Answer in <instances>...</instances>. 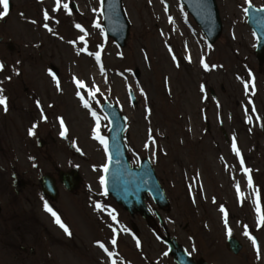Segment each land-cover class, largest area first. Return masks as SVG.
Returning a JSON list of instances; mask_svg holds the SVG:
<instances>
[{
  "label": "rangeland",
  "instance_id": "1",
  "mask_svg": "<svg viewBox=\"0 0 264 264\" xmlns=\"http://www.w3.org/2000/svg\"><path fill=\"white\" fill-rule=\"evenodd\" d=\"M9 1L11 10L0 19V95L7 100V111L0 105V264H173L160 241L166 234L208 264H264V65L254 57L246 0H216L222 33L212 47L177 0H122L129 21L122 49L104 38L99 0H60L55 11L56 0ZM250 3L264 6V0ZM84 101L94 105L95 118ZM103 102L120 108L131 162L152 160L170 202L155 234L141 219L92 197L101 194L102 174L91 165L100 170L106 160L94 139L105 141L108 132ZM15 164L22 178L27 171L37 202L33 214L19 202V219L10 222L3 216L7 170ZM71 166L82 179L79 193L65 194L55 212L66 233L46 216L37 178ZM93 202L115 220L95 213ZM229 237L242 245L237 256L226 248Z\"/></svg>",
  "mask_w": 264,
  "mask_h": 264
},
{
  "label": "water",
  "instance_id": "2",
  "mask_svg": "<svg viewBox=\"0 0 264 264\" xmlns=\"http://www.w3.org/2000/svg\"><path fill=\"white\" fill-rule=\"evenodd\" d=\"M187 12L201 28L207 42L213 44L221 33V23L218 16L215 0H180ZM247 24L258 38L257 57L261 60L264 51V9L257 10L248 7L246 12ZM103 26L108 37L112 38L117 46L123 47L128 34V21L122 9L121 0H103ZM132 98V95H131ZM133 102V98H132ZM110 123L108 154L109 167L106 172L105 191L129 213L139 212L147 216L143 201L147 194L151 196L159 208L167 206L163 190L159 186L148 161H144L139 169H130L125 157L123 146L124 118L120 116L115 106L105 104L102 108ZM42 180V191L51 198L55 197V189L51 182ZM71 188L72 183L67 185ZM169 254L176 264H194L176 244L174 240L164 239ZM229 250L237 254L241 246L234 240H228ZM203 264V263H199Z\"/></svg>",
  "mask_w": 264,
  "mask_h": 264
},
{
  "label": "snow or ice",
  "instance_id": "3",
  "mask_svg": "<svg viewBox=\"0 0 264 264\" xmlns=\"http://www.w3.org/2000/svg\"><path fill=\"white\" fill-rule=\"evenodd\" d=\"M246 3L248 4V7L250 8L251 7V3H250V0H246ZM0 5H2L3 6V12H0V19H3V17L4 16H6L7 14H8V0H0ZM60 7H61V3H60V0H56V8L55 9H53L54 11L55 10H59L60 9ZM62 7L64 8V10H66V11H68V5L65 3V4H63L62 5ZM245 10V12H247L248 11V8H245L244 9ZM69 14H71L70 13V11H69ZM44 17H45V19H48L49 17H48V13L47 12H45V14H44ZM169 21L171 22V17H169ZM45 27H47V25H45ZM76 27L81 31V32H84V29L80 26V25H76ZM96 27H99V25L97 24L96 25ZM49 31H51V29H49ZM80 39L83 41V37H80ZM175 58V57H174ZM96 60H97V62H99L100 61V56H99V54L97 53L96 54ZM205 66V68L207 69V65H204ZM4 69V65L2 64V63H0V71H2ZM18 74V73H17ZM77 86L78 87H83V84L81 83V82H79V81H77ZM247 87H248V85L247 84H245V88L247 89ZM0 92H2V90H0ZM81 100H83V97H81ZM0 105H2L3 107H4V110L5 111H7V100H6V98L5 97H3V95H0ZM84 107L85 108H88L89 107V105L87 104V103H84ZM93 117L95 118V113H93ZM61 127L63 128V120H61ZM29 134L30 135H33L34 134V129H32V130H30L29 131ZM65 135V132H61V136L63 137ZM94 139H98L99 141H100V143L101 144H103L104 146H105V151H107V145H106V142L104 141V139L102 138V137H100V136H94ZM233 147L235 148V145H233ZM237 155H239V153L237 152ZM241 165H243V161H241ZM104 171L106 172L107 171V167H105V169H104ZM249 170H245V172L247 173ZM100 183H101V185H104V183H105V180L103 179V178H101V180H100ZM252 185H251V178L249 177V187H251ZM237 191H238V194H239V186L237 185ZM45 210L46 211H48V212H50L52 215H53V217L55 218V222L67 233L68 232V229H67V227L60 221V219H59V217L56 215V213L55 212H52V210L48 207V205L47 204H45ZM98 208H99V206H97ZM221 210V212H224L225 210L223 209V208H221L220 209ZM257 211L259 212V208L257 209ZM113 220H115V216H113ZM261 223H264V217H262L261 218ZM246 236H248V233H247V231H245V233H244ZM249 239H251L252 240V244H253V246L255 247L256 245H257V242H256V240L255 239H253L251 236H249ZM115 243H116V241L115 240H113L112 241V244L113 245H115ZM101 248H104V245L103 244H100L99 245ZM137 246H139V241H137ZM106 252L108 251L107 249H104ZM257 252H258V254H259V249H258V247H257ZM109 255H112V253H109Z\"/></svg>",
  "mask_w": 264,
  "mask_h": 264
},
{
  "label": "flooded vegetation",
  "instance_id": "4",
  "mask_svg": "<svg viewBox=\"0 0 264 264\" xmlns=\"http://www.w3.org/2000/svg\"><path fill=\"white\" fill-rule=\"evenodd\" d=\"M49 162V161H48ZM11 169H13V167L11 166ZM13 177V182H14V185H15V187H16V191H22V192H24L26 189H27V187H29L30 186V181L28 180V179H25V178H19L18 176H16V175H13L12 176ZM59 181V180H58ZM24 200V199H23ZM25 202H28V199L27 198H25V200H24ZM14 215H12V219H14ZM152 220H150L149 221V223L151 222Z\"/></svg>",
  "mask_w": 264,
  "mask_h": 264
}]
</instances>
